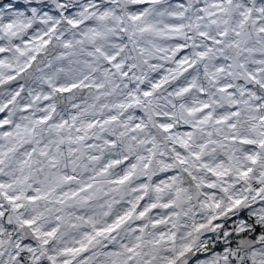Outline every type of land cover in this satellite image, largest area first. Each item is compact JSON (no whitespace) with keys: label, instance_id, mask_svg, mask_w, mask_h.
Returning <instances> with one entry per match:
<instances>
[{"label":"snow or ice","instance_id":"snow-or-ice-1","mask_svg":"<svg viewBox=\"0 0 264 264\" xmlns=\"http://www.w3.org/2000/svg\"><path fill=\"white\" fill-rule=\"evenodd\" d=\"M0 264H264V0H0Z\"/></svg>","mask_w":264,"mask_h":264},{"label":"rangeland","instance_id":"rangeland-1","mask_svg":"<svg viewBox=\"0 0 264 264\" xmlns=\"http://www.w3.org/2000/svg\"><path fill=\"white\" fill-rule=\"evenodd\" d=\"M3 114H0V116H2Z\"/></svg>","mask_w":264,"mask_h":264}]
</instances>
